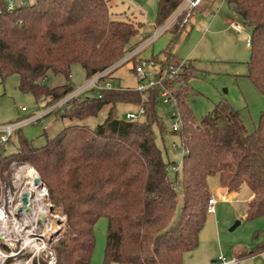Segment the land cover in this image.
I'll list each match as a JSON object with an SVG mask.
<instances>
[{
  "label": "trees",
  "instance_id": "16d2710c",
  "mask_svg": "<svg viewBox=\"0 0 264 264\" xmlns=\"http://www.w3.org/2000/svg\"><path fill=\"white\" fill-rule=\"evenodd\" d=\"M225 2L252 30L247 77L264 98V0ZM180 3L159 0L156 27L163 26ZM112 16L107 0H35L0 16L2 81L18 75L22 93L32 94L38 103L47 99L45 108L55 106L75 89L70 83L46 87L48 74L70 81L73 66L81 65L89 80L148 39L142 23ZM181 31L179 25L173 27L171 45ZM170 51L172 47L168 57ZM181 69L162 85L171 91L184 123L175 133L185 148L178 174L182 199L168 180L167 167L176 162L166 160L156 137L155 127L165 146V127L157 111L159 86L143 93L103 90L72 99L67 110L56 108L48 116L60 111L82 121L108 108L104 122L95 129L70 125L42 147L33 146L20 130L15 134L17 151L0 155V182H11L13 164L32 166L51 204L67 217V230L54 246L57 264H92L94 227L101 218L108 220L104 264H184V255L199 247L209 215V179L216 175L229 192L249 188L254 197L246 213L249 221L264 217V108L252 133L227 102L198 119L188 103V84L197 69L193 61ZM118 105L143 106L146 112L141 120L128 122L119 116ZM164 151L168 157L166 147ZM256 241L250 251H235V258L263 254L264 231Z\"/></svg>",
  "mask_w": 264,
  "mask_h": 264
},
{
  "label": "rangeland",
  "instance_id": "374dc122",
  "mask_svg": "<svg viewBox=\"0 0 264 264\" xmlns=\"http://www.w3.org/2000/svg\"><path fill=\"white\" fill-rule=\"evenodd\" d=\"M25 1L28 5L35 2V0ZM107 1L113 19L142 23V33L148 36V39L162 27H156L159 0ZM236 25L240 27V31L235 28ZM173 35V28L165 32L136 60L114 71L108 78L109 81L116 88L136 90L140 81L134 69L140 60L145 63V73L153 82L168 78L171 68L193 61L197 72L195 78L188 84L190 87L188 103L196 117L201 119L208 115L217 104L227 102L240 112L246 131L252 133L259 123L264 108L263 96L247 77L248 63L251 58V48L247 46V42L252 36V30L244 24L225 0H204L181 31L178 42L171 45ZM171 47V55L168 57V49ZM87 81L86 71L81 65H75L72 68L70 81L63 75L50 73L43 84L53 89L70 83L77 90ZM19 83L18 75L9 77L5 82L0 75V125L20 121L36 111L45 109V106L39 108L32 94L22 93L19 90ZM42 101L47 102V99L43 98ZM23 108L27 111H23ZM136 110L138 108L129 105L117 107L119 116L124 120L129 112ZM157 111L165 127L163 136L165 146L158 128L155 127L158 145L163 150L166 160L182 166L183 152L175 153L172 150L173 142L181 145L179 137L171 130L173 108L164 104L160 97ZM107 112L108 108H105L98 117L76 121L64 117L60 111H57L46 117L42 123L24 127L22 132L33 146L42 147L48 139L54 138L70 125L82 124L95 129L104 122ZM18 146V137L14 135L9 143L0 146V155L14 153ZM164 147L167 148L168 157ZM11 170V182L1 181L0 184L11 186L12 195L21 194L22 197V194L29 190L32 180L28 174L31 170H34L38 176L43 189L38 190L42 194L41 200H37V194H35L32 206L28 211L25 210L27 214H24V211L20 214V226L18 225L17 235L11 244L9 246L1 244L4 256L0 264H57L54 246L59 239L63 238L67 230V217L60 208L51 204L48 190L32 166L13 164ZM180 172L177 174L168 172V180L174 183L176 189L178 188L180 199H182L178 176ZM209 186L218 201L217 214L208 215L205 228L200 234L199 247L186 256L184 264H220V256L233 260L235 251L252 250L257 244L256 235L264 231V217L251 221L247 219L246 191L238 199L225 202L215 195L216 190L222 188L218 175L209 179ZM237 222H240V225L232 230ZM107 229L106 218H101L94 227L96 246L92 264H104ZM237 264H264V253L238 261Z\"/></svg>",
  "mask_w": 264,
  "mask_h": 264
},
{
  "label": "built area",
  "instance_id": "2783aa9c",
  "mask_svg": "<svg viewBox=\"0 0 264 264\" xmlns=\"http://www.w3.org/2000/svg\"><path fill=\"white\" fill-rule=\"evenodd\" d=\"M204 0H181V3L177 10L174 12L171 20L164 24L161 29L156 31L152 37H150L147 41H145L142 45H139L135 50L129 52L125 57L119 60L117 63L109 67L108 69L100 72L95 75L91 79H89L84 85L79 87L77 90H74L71 94L57 103L55 106L45 108L36 112L33 115L26 117L17 122L0 125V146H4L9 143L12 137L24 127L30 125H36L42 123L43 120L56 108L67 110V104L72 99L78 98L84 94L89 92H93L96 95H99L103 90H116L121 88H116L109 81V77L116 71L118 68L123 66L124 64L136 60V58L147 49L151 44H153L161 35L170 30L171 28L179 25L183 30L185 25L188 23L189 19L193 16L194 12L200 8ZM27 2L25 0H0V16L4 14H11L17 11L19 8L27 6ZM235 28L240 31L239 26H235ZM247 46L249 48L252 47L251 38L247 42ZM137 62V61H136ZM184 63L182 64V66ZM182 66L171 68L169 77L174 78L181 72ZM135 72L139 78L140 85L136 88V91L143 93L146 89L153 88L159 86L162 88L161 98L164 101V104L173 108L172 112V132L177 133L183 128V119L181 113L177 108V103L172 96V93L169 90L165 89L162 85L163 79L159 82H153L148 79V76L145 73V63L143 61H139L138 65L135 68ZM104 80V82H103ZM103 82V83H102ZM43 100V99H42ZM23 111H27L26 108L22 109ZM145 108L143 106L139 107L135 112H129L126 115V121H139L145 115ZM173 152H183V156L185 154V148L173 142L172 144ZM182 166L171 165L167 168L169 173L177 174L180 172ZM6 193V194H5ZM217 200L215 197H212L209 200L208 204V214H214L216 210ZM21 194L18 196L15 194L12 195L11 186L8 187L6 184H0V260L4 256V253L1 248V244L10 245L13 238L16 237L18 231V225L20 226L19 220L20 215H18V210L21 208ZM24 214L27 212L24 210ZM220 264H237L238 260L234 258L233 260H227L224 256L219 257ZM240 262V261H239Z\"/></svg>",
  "mask_w": 264,
  "mask_h": 264
},
{
  "label": "crops",
  "instance_id": "0c3cea01",
  "mask_svg": "<svg viewBox=\"0 0 264 264\" xmlns=\"http://www.w3.org/2000/svg\"><path fill=\"white\" fill-rule=\"evenodd\" d=\"M171 29H172V28H171ZM41 103H42V104H41ZM43 104H46V102H43V101L41 100V101L38 103L39 108L45 106V105H43ZM36 112H39V111H36ZM36 112H34L33 114H35ZM33 114H32V115H33ZM14 122H17V121H14ZM11 123H13V122H11ZM209 189H210V186H209ZM245 191H246V201H245V205H246V213H247L248 205H249V203H251V202L253 201L254 197H253L251 191L249 190V188H248L246 185H243L239 190L234 191V192H229L228 188H218V189L216 190L215 195H217L222 201H225V202H226V201H232V200H234V199H238V198L241 196V194L244 193ZM210 192H211V195H212L213 197H215L214 194H213V192L211 191V189H210ZM215 199H216V198H215ZM216 200H217V199H216ZM217 204H218V201H217ZM216 206H217V205H216ZM214 214H217V210H215V213H214ZM189 253H192V252H189ZM189 253H186V254L184 255V261H185V259H186V256H187ZM184 263H185V262H184Z\"/></svg>",
  "mask_w": 264,
  "mask_h": 264
},
{
  "label": "bare ground",
  "instance_id": "6f19581e",
  "mask_svg": "<svg viewBox=\"0 0 264 264\" xmlns=\"http://www.w3.org/2000/svg\"><path fill=\"white\" fill-rule=\"evenodd\" d=\"M28 177H30L32 180L29 190L25 192V194L28 196V200H29V205H28V209H29L32 206V203L35 201L33 199V196L35 194H37L36 195L37 200H39V201L41 200L42 194L39 193L38 190H40L41 188L43 189V187H42L41 182L38 179V176H36V173L34 172V170H31L29 172ZM32 199L34 200L33 202H32Z\"/></svg>",
  "mask_w": 264,
  "mask_h": 264
},
{
  "label": "water",
  "instance_id": "95a60500",
  "mask_svg": "<svg viewBox=\"0 0 264 264\" xmlns=\"http://www.w3.org/2000/svg\"><path fill=\"white\" fill-rule=\"evenodd\" d=\"M21 202H22V206L18 210V215H20L24 210H27V211L29 210L28 209L29 200H28V196L25 193L22 194ZM239 225H240V222H237L236 225L232 228V230H234Z\"/></svg>",
  "mask_w": 264,
  "mask_h": 264
}]
</instances>
